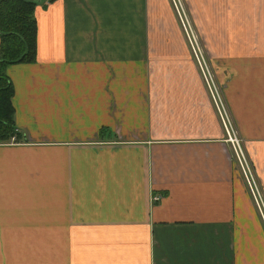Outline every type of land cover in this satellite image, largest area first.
<instances>
[{"label": "crops", "instance_id": "obj_1", "mask_svg": "<svg viewBox=\"0 0 264 264\" xmlns=\"http://www.w3.org/2000/svg\"><path fill=\"white\" fill-rule=\"evenodd\" d=\"M183 5L264 201V0ZM32 15V58L4 69L0 264H264L169 0H39Z\"/></svg>", "mask_w": 264, "mask_h": 264}, {"label": "trees", "instance_id": "obj_2", "mask_svg": "<svg viewBox=\"0 0 264 264\" xmlns=\"http://www.w3.org/2000/svg\"><path fill=\"white\" fill-rule=\"evenodd\" d=\"M39 0H0V142L13 135L11 90L4 74L7 65L32 58L35 21L33 8ZM53 2L55 0H45Z\"/></svg>", "mask_w": 264, "mask_h": 264}, {"label": "built area", "instance_id": "obj_3", "mask_svg": "<svg viewBox=\"0 0 264 264\" xmlns=\"http://www.w3.org/2000/svg\"><path fill=\"white\" fill-rule=\"evenodd\" d=\"M169 2L171 7L173 8L175 16L179 22V25L181 26L182 32L184 33L187 42L190 46L191 54L195 62V66L199 72L201 82L203 83L205 91L207 92L208 96L210 97L214 105L215 108L214 110L217 113L219 122L222 125L221 127L223 129L224 132L223 134L225 136L224 141L228 143L230 146V149L233 154L234 163L236 166L238 165L242 173L248 191L252 197L251 199L253 201V204L258 212V215L264 227V205L262 204V199L259 194V188H257L258 185L256 186L252 178L249 165H247V162L243 158V155L239 148V144H238L239 142L236 140L235 135L233 134L230 128L225 108L219 98L218 92L216 91V86L213 82V76L210 74L209 68L205 63L204 59L202 58V55L197 47V44L194 40L193 34L191 32L190 26L185 17L181 4L179 3V0H169ZM152 200L155 201L156 197H152Z\"/></svg>", "mask_w": 264, "mask_h": 264}, {"label": "rangeland", "instance_id": "obj_4", "mask_svg": "<svg viewBox=\"0 0 264 264\" xmlns=\"http://www.w3.org/2000/svg\"><path fill=\"white\" fill-rule=\"evenodd\" d=\"M169 3H170V2H169ZM179 3L181 4V7H182L183 12H184V14H185V17H186V19H187V21H188V24H189V26H190V29H191V32H192V34H193L194 40H195V42H196V44H197V47H198V49H199V51H200V53H201V55H202V58L204 59V61H205V63H206L207 60L205 59V56H204L203 50H202L201 46L199 45L198 39L196 38V37H197V34L195 33L196 30L194 31V29H193V27H192V25H191V21H190V19H189V17H188V14H189V13L187 14V11H186V9H185V6L183 5V0H179ZM170 6H171V5H170ZM171 8H172V7H171ZM172 11H173V8H172ZM173 14H174V16H175L174 11H173ZM175 19L177 20L176 16H175ZM177 23H178L179 29H180V31H181V33H182L184 39H185V42H186L187 47H188V49H189V51H190V54H191L190 46H189V44H188V42H187V39H186L184 33L182 32V29H181V26L179 25L178 20H177ZM191 56H192V54H191ZM192 58H193V57H192ZM213 82H214V84H215V86H216V91L218 92L219 98H220V100H221V102H222V104H223V106H224V108H225L224 102H223L222 97H221V93L219 92V90H218V88H217V85H216V82H215L214 77H213ZM209 99H210V97H209ZM210 103H211V107L213 108V111L215 112V110H214L215 108H214V105H213L211 99H210ZM225 111H226V114H227V118H228V121H229L230 128H231L233 134L235 135L236 140L239 142L238 144H239V148H240V150H241V153H242V155H243V158H244L245 161L247 162V165H249V164H248V159H247V157L244 155L243 150H242V148H241V141H240V139L238 138V136H237V134H236L235 128H234V126H233V123H232V121H231V118H230L229 113L227 112V109H226V108H225ZM215 115H216L217 120H218V122H219V118H218V115H217L216 112H215ZM219 126H220V128L222 129V127H221L222 125H221L220 122H219ZM222 132H223V129H222ZM223 133H224V132H223ZM224 140H225V136H224ZM227 144H228V143H227ZM228 145H229V144H228ZM229 147H230V146H229ZM237 168H238V170H239V172H240V174H241V177H242V179H243V182H244V184H245V186H246L245 180H244V178H243V176H242V173H241V171H240L238 165H237ZM249 168H250V170H251L252 178H253V180H254L256 186H257V185H258V184H257L258 179H256V177H255V175H254V172H253L252 168L250 167V165H249ZM246 188H247V186H246ZM257 188H258V187H257ZM247 192H248L250 198H252L251 195H250V193H249V191H248V188H247ZM259 194H260V193H259ZM260 197H261V195H260ZM261 199H262V197H261ZM251 200H252V199H251ZM262 204L264 205V201H263V199H262ZM261 224L263 225L262 221H261ZM263 229H264V227H263Z\"/></svg>", "mask_w": 264, "mask_h": 264}]
</instances>
